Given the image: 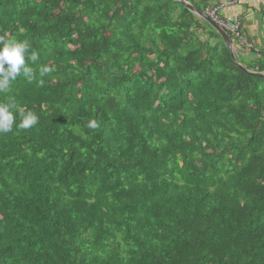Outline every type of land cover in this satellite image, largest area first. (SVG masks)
<instances>
[{"label":"trees","instance_id":"16d2710c","mask_svg":"<svg viewBox=\"0 0 264 264\" xmlns=\"http://www.w3.org/2000/svg\"><path fill=\"white\" fill-rule=\"evenodd\" d=\"M0 38L38 57L0 94V264H264V78L205 22L174 0H0Z\"/></svg>","mask_w":264,"mask_h":264},{"label":"clouds","instance_id":"9594fccd","mask_svg":"<svg viewBox=\"0 0 264 264\" xmlns=\"http://www.w3.org/2000/svg\"><path fill=\"white\" fill-rule=\"evenodd\" d=\"M202 13L204 14V11ZM225 33L230 37V33ZM241 45H245L247 48H250L249 43L246 44L244 40L240 41V44H233L232 42L233 53L235 51L234 47L241 49ZM30 48L31 45L27 40L18 41L16 39L6 40L0 38V94L7 92L10 89L11 83L21 74H23L29 82H31L34 78L33 69L28 66L26 59L28 61L35 62L38 57L35 52L29 54ZM51 71L52 69L49 67H42L39 71V75L40 77H44ZM43 84L44 80L41 79L39 81V86H43ZM15 107L16 106L11 98L8 103H0V134L12 132L13 125L16 120V113L13 111ZM18 115L21 121L18 125V128L20 129H28L38 123V117L32 111H20ZM86 126L90 129H96L99 127V124L95 119H93L90 120Z\"/></svg>","mask_w":264,"mask_h":264},{"label":"crops","instance_id":"0c3cea01","mask_svg":"<svg viewBox=\"0 0 264 264\" xmlns=\"http://www.w3.org/2000/svg\"><path fill=\"white\" fill-rule=\"evenodd\" d=\"M211 4L216 3H224L227 0H209ZM236 0L235 4H232L225 8L224 12L227 18L236 19L239 20L242 23V28L244 30L245 36L248 38L249 44L254 45L255 43L259 45V48H264V31L261 29L260 22L263 23L264 21V15H262V12L264 14V3L260 0H244V4L241 2H237ZM247 14V15H245ZM234 16V17H229ZM241 18L244 20L242 21ZM248 26V28H251L253 33V36H249L247 34V30L244 29V27ZM250 32V31H249ZM255 44V45H256ZM256 45V46H257ZM240 53V49L235 48Z\"/></svg>","mask_w":264,"mask_h":264},{"label":"water","instance_id":"95a60500","mask_svg":"<svg viewBox=\"0 0 264 264\" xmlns=\"http://www.w3.org/2000/svg\"><path fill=\"white\" fill-rule=\"evenodd\" d=\"M174 1L178 2L187 11L191 12L197 18H199L200 20L205 22L211 28V30H213V32L223 41V43L225 44V46L227 47V49H228V51L230 53V56H231V59H232L233 63H235V65L239 68V70L241 72H243V73H245L246 75H249V76H253V77H257V78H264V72L261 73V74H255V73L247 71L244 67H242L241 65L237 64V62L235 60L234 53H233L232 42H231L230 37L224 31H222L218 26H216L213 22H211L202 12L198 11L197 9H195L190 4L185 3L183 0H174Z\"/></svg>","mask_w":264,"mask_h":264},{"label":"built area","instance_id":"2783aa9c","mask_svg":"<svg viewBox=\"0 0 264 264\" xmlns=\"http://www.w3.org/2000/svg\"><path fill=\"white\" fill-rule=\"evenodd\" d=\"M232 3L227 2L225 4H221L220 6H216L214 8H205L204 14L205 16L211 20L212 22L216 23L218 27H220L222 30H224L227 33H230L231 35L237 36V29L240 26V23L238 20H232L227 21L226 19L222 18L220 13L223 8L226 6H230Z\"/></svg>","mask_w":264,"mask_h":264},{"label":"rangeland","instance_id":"374dc122","mask_svg":"<svg viewBox=\"0 0 264 264\" xmlns=\"http://www.w3.org/2000/svg\"><path fill=\"white\" fill-rule=\"evenodd\" d=\"M237 2H241L242 4H244V0H238ZM262 3H264V0H262ZM226 7H228V6H226ZM225 7V8H226ZM209 8H214V7H211V6H209ZM225 8H223L222 10H221V13H220V15H221V17L222 18H224V19H226L227 21H232V20H230L231 18H228L227 19V16L225 15V12H224V10H225ZM245 15H247V14H245ZM229 17H234V16H229ZM264 19V18H263ZM241 20L243 21L244 19L243 18H241ZM212 22V21H211ZM214 23V22H213ZM216 26H218L216 23H214ZM260 25H261V29H262V31H264V21H263V23H261L260 22ZM244 29L245 30H247V34L251 37V36H253V31H252V29L251 28H248V26H246V27H244ZM250 31V32H249ZM264 34V33H263ZM245 35V34H244ZM264 41V39L262 40V42ZM256 44V43H255ZM257 45V44H256ZM257 47H260L259 45H257ZM234 49H235V47H234ZM240 51H241V49H240ZM241 54V55H240ZM235 55H240L239 57L240 58H242L244 61H248L249 62V60H250V62H257L258 60H259V58H260V60L259 61H264V56L263 57H261V56H256V55H250L247 51H244L243 53H240L238 50H236L235 49Z\"/></svg>","mask_w":264,"mask_h":264}]
</instances>
